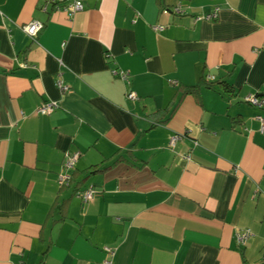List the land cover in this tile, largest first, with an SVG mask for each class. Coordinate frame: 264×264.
<instances>
[{
    "label": "crops",
    "instance_id": "obj_1",
    "mask_svg": "<svg viewBox=\"0 0 264 264\" xmlns=\"http://www.w3.org/2000/svg\"><path fill=\"white\" fill-rule=\"evenodd\" d=\"M41 4L0 0V264H264V108L243 101L264 96V0H85L72 17ZM201 81L232 92L184 93Z\"/></svg>",
    "mask_w": 264,
    "mask_h": 264
},
{
    "label": "built area",
    "instance_id": "obj_2",
    "mask_svg": "<svg viewBox=\"0 0 264 264\" xmlns=\"http://www.w3.org/2000/svg\"><path fill=\"white\" fill-rule=\"evenodd\" d=\"M84 2L85 0H42L41 9L48 13L51 11H61L66 13L69 17L74 16L76 13L81 12L84 9ZM217 11L218 8H214L213 11H211L208 14L200 15L196 17L197 20L200 19H215L217 18ZM163 14H174V15H180L183 14V8L180 5H176L171 8H164L162 10ZM44 23L38 20L32 21L28 23L27 25L23 26V30L33 39H35L38 35V33L43 29ZM155 30L161 31L164 29L163 26L156 25L153 27ZM113 74L118 76L123 81L128 80V73L125 71H119V70H113ZM208 80H213V76H207ZM57 86L59 89L65 93L69 91L70 87L69 85L65 84L61 78L57 79ZM127 98L129 100H137V94L134 91H128L127 92ZM243 101L253 107H257L259 109L264 108V96L256 95V94H248L244 97ZM58 103L55 101H49L42 105H40L36 109V113L40 115H50L58 108ZM256 119L258 120L260 124L259 131L261 133H264V115H258L256 116ZM183 136H185L184 133L182 134H174L169 142V146L175 147L177 141H179ZM81 153L79 151H73V152H67L65 160L62 164L61 171L58 175V183L60 186H69L71 184L72 180V174L73 171L76 168V163L80 157ZM186 158H189V156H186ZM98 189L94 186H90L86 189L81 190L78 193V196L81 198V200L86 203L91 201L97 194ZM252 236V231L250 229H243L237 232L236 239L238 243L244 244L246 243L249 238ZM105 251L110 257H113L115 254V249L112 247H105ZM106 264H111V259H108L105 261Z\"/></svg>",
    "mask_w": 264,
    "mask_h": 264
},
{
    "label": "trees",
    "instance_id": "obj_3",
    "mask_svg": "<svg viewBox=\"0 0 264 264\" xmlns=\"http://www.w3.org/2000/svg\"><path fill=\"white\" fill-rule=\"evenodd\" d=\"M216 84H219L222 86L225 92L231 93V86L228 83L225 82H209V81H201L197 85L187 87L184 89L185 94H195L196 96H200V89L201 87H214ZM170 111L169 107L163 110V113L167 114ZM161 113V112H160Z\"/></svg>",
    "mask_w": 264,
    "mask_h": 264
}]
</instances>
